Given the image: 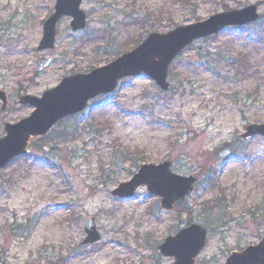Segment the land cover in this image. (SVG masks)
<instances>
[{
	"label": "rangeland",
	"instance_id": "1",
	"mask_svg": "<svg viewBox=\"0 0 264 264\" xmlns=\"http://www.w3.org/2000/svg\"><path fill=\"white\" fill-rule=\"evenodd\" d=\"M54 1L0 0V91L9 102L0 136L5 122L32 111L17 103L20 95L39 97L62 77L105 64L94 34L106 30L113 51L125 43L128 51L149 33L247 5H257L263 28L230 27L194 41L171 62L167 91L144 76L122 79L0 169V264H173L157 246L191 223L207 231L194 264H223L229 249L256 244L264 237V138L235 136L264 124V42L255 43L264 33V0H82L85 28L72 32L64 17L54 47L38 51ZM243 54L247 76L238 74ZM42 57L51 61L35 71ZM132 157L170 160L174 173L196 177L193 190L171 210L143 186L131 198L113 196L138 168ZM86 217L100 240L63 258L84 238Z\"/></svg>",
	"mask_w": 264,
	"mask_h": 264
},
{
	"label": "water",
	"instance_id": "2",
	"mask_svg": "<svg viewBox=\"0 0 264 264\" xmlns=\"http://www.w3.org/2000/svg\"><path fill=\"white\" fill-rule=\"evenodd\" d=\"M81 1H55L54 12L44 22L38 50L53 48L56 23L62 16L72 18L70 22L72 31L85 27L86 15L80 9ZM260 16L256 5H248L241 9L211 15L200 22L176 27L164 34L150 33L133 50L86 74H74L63 78L56 87L44 91L39 98L21 96L19 102L33 106L34 110L16 124H5V135L0 137V169L14 157L25 153L30 136L45 134L57 120L82 111L88 100L113 92L118 81L123 78L138 77L143 73L159 89L167 90L168 67L185 47L197 39L217 34L225 28L253 23ZM48 63L47 58L36 60V70H40ZM0 101L3 110L7 99L5 93L1 91ZM257 135L264 138V124L246 126L245 132L236 136V139L242 141ZM171 164L170 160H164L156 165L143 164L128 181L120 183L111 194L118 198L131 197L137 188L145 186L150 194L160 198L162 208L171 209L176 201L189 194L195 182L193 176L175 174L171 170ZM4 210L0 207V211ZM80 227L86 237L71 250L70 254L79 253L100 239L93 218L82 219ZM204 243L205 229L192 224L179 230L174 236L167 237L158 246V250L163 256L173 257L174 264H192ZM226 264H264V238L241 253L231 254Z\"/></svg>",
	"mask_w": 264,
	"mask_h": 264
},
{
	"label": "trees",
	"instance_id": "3",
	"mask_svg": "<svg viewBox=\"0 0 264 264\" xmlns=\"http://www.w3.org/2000/svg\"><path fill=\"white\" fill-rule=\"evenodd\" d=\"M227 9H228V8H225L224 10H227ZM258 26L260 27V29L263 28V26H261L260 22H258ZM106 32H107V31L105 30V32L103 31L102 34H95V37H94V38H97L98 40L104 42V43H102V47H101V48L104 50V51H103V57H107V59L105 60L104 63H107L108 61H110V59H109L108 56H111V57H114V58H115L116 56L120 55L122 52H125V51L122 49V47H125V46L128 45V43H125V45L121 44V48H120V49L116 50V48H115V50L113 51V47L110 45V44L113 45V43H112V41H109V38L105 35ZM100 37H101V38H100ZM248 38H251V35L248 36ZM96 41H97V40H96ZM255 41H256L255 43H260L261 41L264 42V33H263L262 35H259V37H258L257 39H255ZM127 42L131 43V42H133V39L130 40V41H127ZM138 42H139V40H138V41H135V44H133V45H136ZM98 48H99V46H98ZM126 49H128V47L125 48V50H126ZM94 50H95V52L97 51V46H96V48H95ZM122 50H123V51H122ZM112 51H113V52H112ZM115 51H116V52H115ZM113 53H114V54H113ZM240 59H241V62H240V68H239V73H238V74H244L245 76H247V75L250 73V71H249V69H248L249 63H248V61H247V56H245V55L243 54V55L240 56ZM240 59H239V60H240ZM246 64H247V65H246ZM235 72H236V71H235ZM60 137H62V134H61ZM131 159L134 160L133 164H134L136 167H139V162L143 163L144 161H146V160H144V159H145V158H144V159H139V160H138V163H136L134 157H132ZM133 173H134V172H133ZM213 175H215L216 178H217V176H218L217 170H215V171L213 172V174H211V176H213ZM203 180L206 181V182H208V183H211V179L208 178V175H207V174L205 175V177H204Z\"/></svg>",
	"mask_w": 264,
	"mask_h": 264
},
{
	"label": "flooded vegetation",
	"instance_id": "4",
	"mask_svg": "<svg viewBox=\"0 0 264 264\" xmlns=\"http://www.w3.org/2000/svg\"><path fill=\"white\" fill-rule=\"evenodd\" d=\"M19 98V97H18ZM8 103L9 102H7V104H6V109H7V106H8ZM18 103V102H17ZM1 105V104H0ZM29 106V105H28ZM29 107H31V106H29ZM32 108V107H31ZM5 109V110H6ZM78 114H76V115H71V116H68L69 118H71V117H75V116H77ZM67 117V118H68ZM21 119V118H20ZM66 119V118H65ZM17 122V121H16ZM16 122H14V123H16ZM39 139H41V137H38V136H30V138H29V140H28V142H27V145H26V150H27V154H28V152H29V149H30V144H31V142L33 141V140H39ZM245 247H243V248H241V249H229L228 251H227V254H225V255H223V264H226V261H227V259H228V257L231 255V254H233V253H239V252H241L243 249H244ZM199 255V254H198Z\"/></svg>",
	"mask_w": 264,
	"mask_h": 264
}]
</instances>
